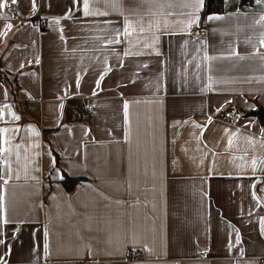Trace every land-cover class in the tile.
Here are the masks:
<instances>
[{"label": "crops", "instance_id": "1", "mask_svg": "<svg viewBox=\"0 0 264 264\" xmlns=\"http://www.w3.org/2000/svg\"><path fill=\"white\" fill-rule=\"evenodd\" d=\"M188 2L89 0L108 12L89 17L73 0L0 9L7 264H264V120L248 113L264 103V4L224 0L203 23V0L186 29ZM124 16L161 31L107 45ZM69 174L80 179L68 189Z\"/></svg>", "mask_w": 264, "mask_h": 264}, {"label": "snow or ice", "instance_id": "2", "mask_svg": "<svg viewBox=\"0 0 264 264\" xmlns=\"http://www.w3.org/2000/svg\"><path fill=\"white\" fill-rule=\"evenodd\" d=\"M9 0H0V9H3L7 6ZM74 3H76L77 5H79L82 2V11H83V15L85 17H89V16H107L108 12L107 11H100L96 8H91L90 7V3L89 0H73ZM107 2L110 3V6L116 10L117 8H119L121 6V0H107ZM145 3L149 2V0H144ZM255 2L257 4H264V0H255ZM18 3V0H11V4L16 5ZM203 5V0H189L188 3H186L184 6L186 8H190L192 9V11L188 12L187 15L189 16V19L187 21H178L177 23H181L184 25V27L186 29H190L192 27L193 24L197 23L199 20V17L197 15V13L201 10ZM32 10L33 12H35L36 10V0H32ZM79 10V7H78ZM72 13L71 11H69L68 16H70ZM120 14L123 16L124 13L123 11L120 12ZM169 15H171V13H168ZM68 16H66L65 18H68ZM210 20H220L223 19V17L221 16H215V17H209ZM264 22V16L260 17V20L257 21V23H262ZM55 23L59 24L60 23V18L57 17L55 18ZM105 24H111L113 23L111 20H106L104 21ZM168 26V21L164 20L163 21V28L166 30ZM6 29L10 30L12 28L11 24H8L5 26ZM153 27L156 28L157 31H161V23L160 21H147V27H145V21L141 18L139 21H132L130 19H128L127 16H124V20H123V28H116L113 29V35L108 37L106 40V44L107 45H112V44H121L123 42H125V39L130 37L132 35L133 32H137L139 34H143L146 31H150ZM7 35V32H0V36H4ZM124 38V39H122ZM61 39H63V36L61 37ZM159 39L158 36L153 37V43L149 44V43H145L144 47L146 48H153L155 42H157ZM130 43V41H129ZM260 43L262 46H264V34H262ZM142 53L140 52H132L130 49L124 52L125 56H129V55H141ZM156 54L159 55L160 53L158 51H156ZM232 55H237L235 52L232 53ZM205 60H216L217 57L215 56H208L207 54H205L204 57ZM240 59H245V57H240ZM262 59H264V57H262ZM37 63H39V58H37L36 60ZM121 66H123L121 64ZM145 67H147V65H144ZM23 67V65H22ZM111 69H107V71H110ZM106 72L104 74H106ZM104 74H101V76L99 77V79L97 80V87L100 86V81H102L104 79ZM209 83L211 84L212 82V77L209 76L208 77ZM77 87H79V78L77 79ZM96 93L93 92V95H95ZM5 95H7V93H5ZM124 110H125V116L127 118V110H128V102L126 101L124 103ZM3 108H9V105H4ZM10 115L13 117V119L15 120H19V116H17L14 112H10ZM4 116V112L2 110V108H0V119H3ZM211 122V120H209V123ZM197 127H199V125H197ZM8 131H10L9 128H0V133H7ZM34 132L35 135H39L38 132H35V130H32ZM229 132L228 129H225V133L227 134ZM233 135H235L233 133ZM5 143H7V141H5ZM228 144L229 146H231L232 144V139L231 136L229 137L228 140ZM38 146V145H37ZM17 148H19V145H17ZM5 151H10V149L4 148V147H0V153L5 152ZM5 163H7L5 161ZM253 168H255L256 165V161L253 160ZM19 177L17 176V179ZM11 179V168L9 166V176L8 178H5L3 174H0V181H2V184H0V226H4L7 225L8 223H10V221L7 219L6 217V209L4 206V195H3V185H7L9 180ZM33 179H35V177H33ZM253 188L255 187V185L252 186ZM253 198L256 199V194L255 192L252 193ZM261 232L264 233V218H261ZM2 234V233H0ZM45 235H47V233H45ZM0 243H4L3 240H0ZM45 251H47V244H45ZM10 251V250H9ZM9 253H5V255H8ZM0 264H7V262L4 260L3 257H0Z\"/></svg>", "mask_w": 264, "mask_h": 264}, {"label": "trees", "instance_id": "3", "mask_svg": "<svg viewBox=\"0 0 264 264\" xmlns=\"http://www.w3.org/2000/svg\"><path fill=\"white\" fill-rule=\"evenodd\" d=\"M253 0H240V3H248L252 2ZM224 0H206L205 2V8L203 10V16L201 19V22L204 23V18L207 13L210 11H223L224 10ZM9 73L8 71L6 72L2 67L0 66V79L4 80L5 82H10L11 80L9 79ZM250 114H254L259 117L261 121L264 120V103L263 104H258L257 107L254 109H251L248 111ZM80 179L79 176H72V175H67L66 178L64 179V183L66 187L71 188L73 183Z\"/></svg>", "mask_w": 264, "mask_h": 264}, {"label": "built area", "instance_id": "4", "mask_svg": "<svg viewBox=\"0 0 264 264\" xmlns=\"http://www.w3.org/2000/svg\"><path fill=\"white\" fill-rule=\"evenodd\" d=\"M8 6H12L11 4V0H9ZM33 106V105H32ZM90 108L92 107V104L88 105ZM237 114H238V109L236 108H228V110H226L225 112V117L230 121H232L233 123H237ZM143 250L141 249H136V248H129L128 250H126L125 252V256L126 258L130 259V258H141L143 256ZM205 254H207V251H205Z\"/></svg>", "mask_w": 264, "mask_h": 264}]
</instances>
